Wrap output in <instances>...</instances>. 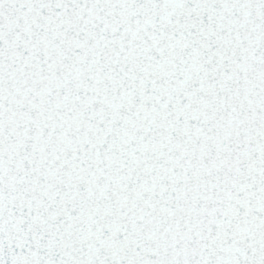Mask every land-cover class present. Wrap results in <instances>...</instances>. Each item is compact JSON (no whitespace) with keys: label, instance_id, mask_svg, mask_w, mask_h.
Wrapping results in <instances>:
<instances>
[{"label":"snow or ice","instance_id":"snow-or-ice-1","mask_svg":"<svg viewBox=\"0 0 264 264\" xmlns=\"http://www.w3.org/2000/svg\"><path fill=\"white\" fill-rule=\"evenodd\" d=\"M0 264H264V0H0Z\"/></svg>","mask_w":264,"mask_h":264}]
</instances>
